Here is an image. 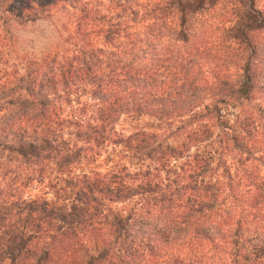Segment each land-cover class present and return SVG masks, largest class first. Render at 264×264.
<instances>
[{"label": "trees", "instance_id": "obj_1", "mask_svg": "<svg viewBox=\"0 0 264 264\" xmlns=\"http://www.w3.org/2000/svg\"><path fill=\"white\" fill-rule=\"evenodd\" d=\"M232 1L0 0V31L4 36L13 37L15 26L49 20L53 15H61L59 17L67 24L63 27L66 30V40H61V44L65 43L63 47L41 53L37 63L20 67L22 74L17 73V67H12L14 64L10 69L4 65L8 53L0 51V153H6L7 160L18 158L15 168H21L20 174L28 170L22 166L28 167L38 160L53 163L55 170L61 173V168L67 167L64 156L77 154L82 143L91 139L90 135L103 134L119 112L135 117L152 114L168 121L174 111L181 109L190 121L200 119L201 110L218 109L217 103L232 100L237 104L250 99L251 95L259 96L264 89V77L261 81L257 79L260 71L264 74V0ZM257 2L260 4L256 5ZM227 3L231 4L229 13L233 15L231 27L209 39L207 30H223L210 21L216 16H229ZM168 13L174 19H165ZM232 67L238 70L237 74L232 75ZM123 72L130 76L126 84L121 79ZM102 75L108 76L113 85H102ZM80 82H89V85L82 86ZM80 91L87 92L90 99L94 94L99 104L94 111L90 108L88 119L67 120L65 109L71 108L72 97ZM203 100L209 101L202 104ZM249 111L248 108L239 110L219 121L223 128L219 129L222 141L216 145L231 147L247 158L254 151L264 154V149L258 150L259 145H264V121L260 125L259 119L247 113ZM207 124L195 123L186 130V138L197 142L207 133ZM69 126L72 128L67 133L80 143L76 150L60 140L62 130ZM14 133L18 136L12 147L10 140ZM99 138L100 143L110 140L106 135ZM134 139L139 140L132 133L122 141L111 142L122 143L127 151ZM206 162L205 156L194 160L195 170ZM238 168L242 173L240 171L233 182L208 177L192 183L186 193L176 189L174 198L149 195L138 218L154 220L150 222L152 227H143L148 224L144 223L137 229L123 231L134 232L123 234L117 255L112 254L107 262L126 264L132 257L139 256L141 250H146V256L157 258L159 264L164 257L168 261L163 264H264V174H259L251 161ZM57 174L55 178L60 180ZM33 180L43 188L40 177L25 174V183ZM231 183L236 192L233 213L227 217L215 215L216 226L210 201L216 200L222 187L229 188ZM53 185L50 182L47 188L53 189ZM74 185L76 189L72 188L71 194L76 200L93 202L95 207L103 205L105 191L97 185L96 176L82 174ZM0 186V195H14L10 194L14 190L12 183L5 181ZM118 189L127 190L123 186ZM182 194L184 199L180 201ZM18 196L16 201L8 203L12 208L7 210L11 221L7 226L12 229H2L4 224L0 229V239L7 237L0 242V252L6 251L10 260L20 242L26 244L37 238L30 230H42V223L48 224L43 221L44 217L55 215L58 221L69 224L67 229L60 225L53 229L51 240L59 244V254L67 241L81 234L83 229L70 228L85 219L79 214L82 208L77 204L71 202L65 206L46 199L29 201ZM171 201L188 205V211L194 215L187 218L183 213H174L167 205ZM93 211L98 213L95 208ZM22 214L25 223L18 230L14 223L19 216L21 220ZM113 217L117 219L116 214ZM161 218L175 223V229L169 230L176 233L178 246L173 248L166 243L170 232L164 229V223L158 224ZM95 232L94 240L98 237L97 230ZM116 233L114 231L113 235ZM93 235L87 234L88 237ZM152 241L164 248L150 247ZM191 246L194 250L190 252ZM98 251L95 261L99 258L106 262L102 255L104 249ZM87 257L92 258V255ZM137 263L148 264L140 258Z\"/></svg>", "mask_w": 264, "mask_h": 264}, {"label": "rangeland", "instance_id": "obj_2", "mask_svg": "<svg viewBox=\"0 0 264 264\" xmlns=\"http://www.w3.org/2000/svg\"><path fill=\"white\" fill-rule=\"evenodd\" d=\"M230 2L233 1L230 0ZM259 4L260 2L256 3V5ZM226 7L229 16H216L210 21L211 25L214 22L215 26H221L223 30H207L209 39H213V34H221L225 29L231 27L233 23V15L229 13L231 4L227 3ZM168 15L170 13L165 15V19H174ZM59 16L61 15L56 17L53 15L52 19L49 18V20L40 19L31 25L13 27L12 36L16 38L4 36L0 31V51L2 54L5 53V55L8 53V60L4 65L10 69L11 65L14 64L12 67H17V73L22 74L20 67H24L28 63H37L41 53L51 51L54 48L60 49L59 46L63 47L62 45L65 43L61 44V40H66V30L63 27H67V24L64 22V18ZM228 33L230 32L228 31ZM147 54L151 55L152 53ZM141 70L143 69L141 68ZM123 73L125 75L121 79L126 84L130 76L127 72ZM231 73L232 75L237 74L238 70L232 67ZM262 77H264V74L260 71L257 75L258 81H261ZM163 78H166V75ZM89 82H80V84L82 86L89 85ZM100 83L102 85H113L109 77L105 75L101 76ZM85 90L88 91V86H86ZM216 91L218 90H214V92ZM72 99L71 108L65 109L67 112L64 115L67 120L80 121L83 118L88 119L90 108L94 111L99 104H96L94 94L91 95L90 99L88 93L84 91L76 92ZM208 101L203 100L202 104L208 103ZM216 105L218 109H210L208 107L204 112L202 110L199 112L200 119L190 121L187 114L180 112L181 109L174 111L168 121L152 114H141L135 117L128 113L119 112L112 125L106 127L103 134L90 135L91 139L86 143H82L83 147L81 146L82 149L77 154L73 152L64 156L66 159L65 166L67 167H62L61 173H59V170H55L53 163L38 160L36 164H30L28 167L22 166L28 170L22 171V174H20L21 168H15L18 158L7 160L5 158L6 153H0V185L6 181L12 183L14 187V190L10 191V194H14L13 196L0 195V210L2 212L0 229L2 224H4L2 229H12V227L7 226L11 223L7 210L12 208L8 203L16 201L18 194V197L29 201L46 199L48 202L63 203L65 206L73 202L82 208L81 211L79 210V214L85 218L82 224L70 226L71 229L83 230L74 240L67 241L63 252L59 254L60 250L57 248L59 244L51 240V236L54 233L53 229L59 225L67 229L69 224L58 221L55 215L44 217L43 221L48 222V224L42 223L41 229L43 231L30 230L33 235H37V238L30 239L29 243L26 244L20 242V247L13 252L14 258L11 260L7 258L6 251L0 252V264H9V262H13V264H111L107 260L111 258L112 254L114 256L115 254L117 255L121 239L126 233L134 232L123 231L137 229L144 223L148 224L143 225V227L149 229L152 227L150 222L154 220L138 218V216H141L142 212L140 210L144 208L149 195H168L174 198L176 189L186 193L187 188L192 183L203 181L208 177L212 180L233 182L239 176L240 171L242 173L238 166H246L248 161L254 164L259 174H264L263 152L254 151L247 158L245 154H240L231 147L225 148L224 145V147L216 145L217 142L222 141V137L219 136V129L223 128L220 126L219 121H223L226 117H232L239 110L250 109L247 113L258 118L260 125L263 123L264 89L259 96L251 95L250 99L240 100L237 104L229 100L227 103H217ZM92 121L99 123V121ZM195 123H208L207 133H204L205 136L200 137L197 142L187 139L185 133L188 128H193ZM71 128L69 126L62 130L60 140L68 143L73 150H76L80 147V143L79 141L75 142L73 137L67 133ZM109 130L112 132V136L111 132L106 134ZM132 133L139 140L134 139L130 149L128 148L127 151L123 148L122 143L112 144L111 142L122 141ZM101 135H106L110 140L100 143L99 137ZM17 136L16 133L11 135L12 147L16 145ZM259 149H264V145H259ZM204 156L208 159V162L204 163L207 166L202 165V167H198L195 170L194 160ZM240 162L244 164H239ZM32 169L34 173H32ZM25 174L40 177L43 188L38 187L36 180L25 183ZM56 174L60 176V180L55 178ZM82 174L91 177L96 176L97 185L99 184L100 188L105 191L102 195L104 197L103 205L100 207H95L93 202L84 199L76 200L71 194L72 188L76 189L75 181L79 180ZM245 174L246 172L243 175ZM50 182L55 184L53 189L47 188ZM236 185L238 186V184ZM120 186L126 187L127 190L120 192L118 189ZM228 187L230 189L227 186H223L220 193L217 194V199L210 201L213 206L211 210L214 212V224L215 219L220 214L223 217H227V215L233 213L232 208L235 205L234 195H236L235 185L231 183V185L228 184ZM5 191L7 193V190ZM183 199L182 194L180 201ZM167 205L171 206V210L174 213H183L187 218H191L194 215V213L188 211V205L186 206V204L180 203L177 205L174 201H171ZM94 208L98 213L93 211ZM113 214L117 215V219L113 217ZM118 220H120L119 223ZM174 220L177 221V218L175 217ZM192 221L190 220L191 223ZM157 222L158 224L164 223V229H175V223L166 222L163 218L158 219ZM24 223L25 220L22 214L21 220L19 216L17 223H14V227L21 230V226ZM191 223L188 229H190ZM225 223L226 221L223 225ZM96 230L98 237L94 240ZM114 231H117L116 236L113 235ZM169 232L166 243L174 248L179 245V240L175 232L170 230ZM88 233H94V235L88 237ZM126 239L129 240L127 237ZM5 240H7V237L3 236L0 242L3 243ZM149 246L157 248L161 247L162 244L156 245L155 241H152ZM99 248L104 249L102 255H104L106 262L99 258L95 261L97 259L96 254H99V251L97 252ZM163 248L161 247L160 249ZM27 249H30V252H27ZM189 249L190 252L194 250L193 246L189 247ZM140 253L139 256L132 257L131 261L126 264H138L137 260L139 258L145 263L148 262V264H159L157 258L146 256L148 254L146 250H141ZM87 255H92V258L87 257ZM93 257L95 258L93 259ZM126 259L124 258V260ZM120 261H123V259H120ZM167 261L164 257L160 262L163 264ZM261 263L258 262L257 264Z\"/></svg>", "mask_w": 264, "mask_h": 264}]
</instances>
